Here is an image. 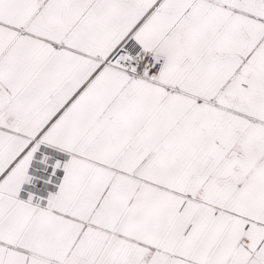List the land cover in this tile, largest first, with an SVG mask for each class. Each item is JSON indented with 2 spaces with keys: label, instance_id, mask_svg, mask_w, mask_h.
Instances as JSON below:
<instances>
[{
  "label": "snow or ice",
  "instance_id": "6c2138e0",
  "mask_svg": "<svg viewBox=\"0 0 264 264\" xmlns=\"http://www.w3.org/2000/svg\"><path fill=\"white\" fill-rule=\"evenodd\" d=\"M0 264H264V0H0Z\"/></svg>",
  "mask_w": 264,
  "mask_h": 264
}]
</instances>
